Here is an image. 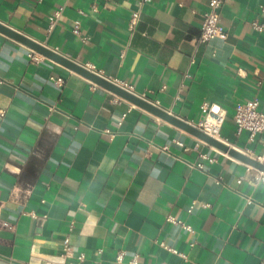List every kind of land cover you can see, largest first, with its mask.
Here are the masks:
<instances>
[{
  "label": "crops",
  "instance_id": "0c3cea01",
  "mask_svg": "<svg viewBox=\"0 0 264 264\" xmlns=\"http://www.w3.org/2000/svg\"><path fill=\"white\" fill-rule=\"evenodd\" d=\"M261 3L224 0L227 36L203 43L208 0H148L132 35L139 0H0V21L190 122L219 104L222 137L264 156V131L250 142L233 122L238 101L264 111ZM27 48L0 32V264H115L119 249L122 264H264V183L238 181L244 162Z\"/></svg>",
  "mask_w": 264,
  "mask_h": 264
},
{
  "label": "built area",
  "instance_id": "2783aa9c",
  "mask_svg": "<svg viewBox=\"0 0 264 264\" xmlns=\"http://www.w3.org/2000/svg\"><path fill=\"white\" fill-rule=\"evenodd\" d=\"M148 0H139V5L134 8L128 18L126 29L129 33V35H132L135 30L137 29V25L141 18V4L146 2ZM224 0H208V7L205 11L202 13L201 17V23H200V31L198 35L196 36L195 42L196 43H203L208 41L211 38L218 37L221 39H225L227 36V30L226 28L220 24L219 22V14L220 9L222 7ZM95 7V6H94ZM82 12V10H80ZM59 11L55 13L54 16L50 17V28L53 27L54 21L56 17L58 16ZM251 26L258 31L264 30V4L261 3L259 5V18H255L251 20L250 22ZM79 27H80V21L78 19L74 20L72 30L75 33H79ZM28 55L31 60L33 61H39L43 59L45 56L38 53L37 51L33 50L32 48L28 47ZM50 79L55 81L56 84H62L64 82V78L62 76H54L51 75ZM87 79V78H86ZM88 81H90L88 79ZM90 83L95 87H101L98 84L90 81ZM118 83V82H117ZM121 86L125 87L126 89L133 91L132 86L127 85L125 83H118ZM135 92V91H133ZM112 93V100L113 101H120L123 98L118 96L117 94ZM143 97H145L144 94H139ZM201 111H202V117L198 119L196 122L193 123L196 127L204 131L206 134L211 135L213 137H216L222 141L230 143L226 138L222 137L221 135V129L222 125L224 123V120L226 118V111L224 108H222L219 104L216 103H209V102H203L201 104ZM3 111L0 110V115H3ZM233 122L235 125V134L239 135L243 131L247 133V140L252 142L256 139V136L264 131V111L259 109V100L257 97H251L248 99H245L243 101H238L235 103L234 106V113H233ZM199 142L204 143L206 145H209L205 141H203L200 138H197ZM178 144H181V141H177ZM245 153L255 157L256 159L264 162V156L263 155H253L252 150L249 148L242 149ZM200 157L202 159H208L209 161L214 160L215 158L212 156L207 155L206 153H199ZM195 167L199 169H204V164L202 161H198L194 164ZM246 171L245 175L240 177L238 181H240L242 178H246L251 183H256L258 181L264 183V171L261 169H258L250 164L245 163ZM216 182H220V177L216 178ZM247 202H251L250 198H247ZM196 201H192V203L188 206L187 211L191 212L192 208ZM207 203H204L206 205ZM32 214V213H31ZM33 216V214H32ZM168 220L172 221L174 223H179L184 229L193 231L190 224L184 222L181 219H178L176 217H173L171 215H168ZM161 244L164 247L169 248L173 252H178L176 249H173L172 247H168L163 242ZM70 247L69 239L66 237L64 239V249L67 251V249ZM124 254L125 251L122 249L117 250L115 254V264H122L124 261ZM183 254V253H180ZM82 257V255H80ZM128 263L130 264H136V257L133 256Z\"/></svg>",
  "mask_w": 264,
  "mask_h": 264
},
{
  "label": "water",
  "instance_id": "95a60500",
  "mask_svg": "<svg viewBox=\"0 0 264 264\" xmlns=\"http://www.w3.org/2000/svg\"><path fill=\"white\" fill-rule=\"evenodd\" d=\"M0 32L7 36L19 41L20 43L32 48L38 53L53 59L54 61L62 64L70 70L86 77L90 81L98 84L99 86L117 94L130 101L131 103L144 108L145 110L153 113L159 118L171 122L172 124L188 131L189 133L202 139L209 145L215 146L219 150L227 153L228 155L237 158L238 160L250 164L258 169L264 171V162L256 159L255 157L245 153L241 148L232 145L228 142L222 141L216 137L206 134L204 131L196 127L193 123L177 115L176 113L168 110L167 108L155 103L154 101L139 95L136 92L130 91L121 86L117 82L113 81L109 77L99 73L98 71L87 67L83 63L74 60L71 57L59 52L58 50L48 46L47 44L38 41L25 34L24 32L17 30L9 25L0 21Z\"/></svg>",
  "mask_w": 264,
  "mask_h": 264
},
{
  "label": "bare ground",
  "instance_id": "6f19581e",
  "mask_svg": "<svg viewBox=\"0 0 264 264\" xmlns=\"http://www.w3.org/2000/svg\"><path fill=\"white\" fill-rule=\"evenodd\" d=\"M231 144V143H230Z\"/></svg>",
  "mask_w": 264,
  "mask_h": 264
}]
</instances>
